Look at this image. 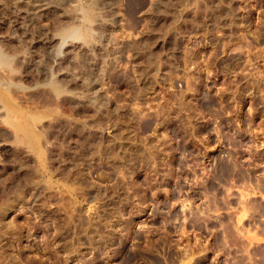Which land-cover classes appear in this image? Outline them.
Segmentation results:
<instances>
[{
  "label": "rangeland",
  "instance_id": "rangeland-1",
  "mask_svg": "<svg viewBox=\"0 0 264 264\" xmlns=\"http://www.w3.org/2000/svg\"><path fill=\"white\" fill-rule=\"evenodd\" d=\"M40 3L0 0V264H264V0Z\"/></svg>",
  "mask_w": 264,
  "mask_h": 264
},
{
  "label": "bare ground",
  "instance_id": "bare-ground-1",
  "mask_svg": "<svg viewBox=\"0 0 264 264\" xmlns=\"http://www.w3.org/2000/svg\"><path fill=\"white\" fill-rule=\"evenodd\" d=\"M20 2L22 1V0H19ZM20 5H21V3H20ZM91 12H88L87 13V18L85 17L83 20H85L86 19V23H89L90 25H91V23H92V21L94 20V18L92 17V15H94V13H93V11L92 10H90ZM88 30V29H87ZM90 36L91 35H89L88 33H85L84 31H82V30H80V29H72L71 31H67V33L64 35V33H63V37H62V39H63V43H65L66 42V40H83V41H86L88 38H90ZM88 41V40H87ZM90 41V40H89ZM62 43V44H63ZM8 56L6 55V54H4L3 53V51L0 49V64L2 63V65H5L6 64V62H10V61H7V59H9V58H7ZM5 63V64H4ZM9 64H7L6 66H8ZM10 66V65H9ZM55 85V84H54ZM50 87H53V86H50ZM56 91H59V88L57 87V86H55V88H54ZM54 90V91H55ZM55 91V92H56ZM167 122V121H166ZM20 128V127H19ZM31 137V136H30ZM29 137V138H30ZM28 138V137H27ZM29 140V139H28ZM31 141V140H30ZM29 141V142H30ZM33 141V140H32ZM33 144H34V142H33ZM33 144H31V145H33ZM34 146V145H33ZM35 147V146H34ZM172 150V149H171ZM231 167H233V166H231ZM234 167H236V166H234ZM229 168V167H228ZM229 171V170H228ZM170 175V174H169ZM171 176V175H170ZM167 177V176H166ZM169 177V176H168ZM264 186V185H263Z\"/></svg>",
  "mask_w": 264,
  "mask_h": 264
},
{
  "label": "built area",
  "instance_id": "built-area-1",
  "mask_svg": "<svg viewBox=\"0 0 264 264\" xmlns=\"http://www.w3.org/2000/svg\"><path fill=\"white\" fill-rule=\"evenodd\" d=\"M39 1L41 2V3H40L41 5H42V4H43V2H44V0H39Z\"/></svg>",
  "mask_w": 264,
  "mask_h": 264
}]
</instances>
